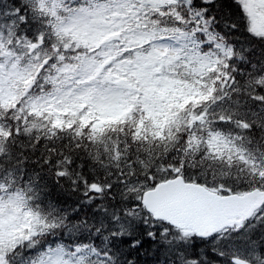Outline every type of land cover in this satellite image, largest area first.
Wrapping results in <instances>:
<instances>
[{
  "label": "snow or ice",
  "instance_id": "obj_1",
  "mask_svg": "<svg viewBox=\"0 0 264 264\" xmlns=\"http://www.w3.org/2000/svg\"><path fill=\"white\" fill-rule=\"evenodd\" d=\"M0 264H264V0H0Z\"/></svg>",
  "mask_w": 264,
  "mask_h": 264
}]
</instances>
